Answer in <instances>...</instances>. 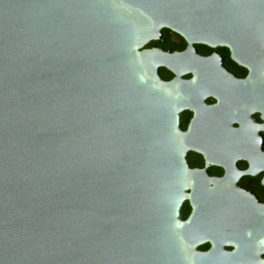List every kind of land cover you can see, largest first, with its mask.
<instances>
[{
  "label": "water",
  "instance_id": "obj_1",
  "mask_svg": "<svg viewBox=\"0 0 264 264\" xmlns=\"http://www.w3.org/2000/svg\"><path fill=\"white\" fill-rule=\"evenodd\" d=\"M0 264H264V0H0Z\"/></svg>",
  "mask_w": 264,
  "mask_h": 264
}]
</instances>
